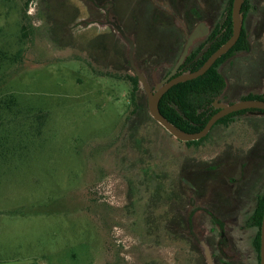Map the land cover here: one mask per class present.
Listing matches in <instances>:
<instances>
[{
  "label": "rangeland",
  "instance_id": "obj_1",
  "mask_svg": "<svg viewBox=\"0 0 264 264\" xmlns=\"http://www.w3.org/2000/svg\"><path fill=\"white\" fill-rule=\"evenodd\" d=\"M93 1L0 0V151L10 150L0 156V264H204L188 243L148 233L149 222L165 216L163 203L170 183L181 181L182 164L201 172L229 144L248 149L258 136L245 119L256 126L264 115L238 116L194 145L149 119L140 84V107L127 114L135 75L130 43L133 65L152 88L171 65L156 59L155 47L143 48L141 37L147 38L136 19L143 0ZM219 1L214 8L222 14L228 6ZM141 14L148 19L143 8ZM157 30L155 42L167 39V28ZM249 43V51L220 67L231 95L235 82L240 94L264 93V39L259 45L252 36ZM128 115L137 130L126 129ZM229 174L238 178V168ZM207 175L214 179L215 171ZM190 205L194 232L207 235L208 219L201 220L196 201ZM245 219L239 212L237 227L224 230L235 246L226 255L238 251L255 264V230L242 225Z\"/></svg>",
  "mask_w": 264,
  "mask_h": 264
},
{
  "label": "flooded vegetation",
  "instance_id": "obj_2",
  "mask_svg": "<svg viewBox=\"0 0 264 264\" xmlns=\"http://www.w3.org/2000/svg\"><path fill=\"white\" fill-rule=\"evenodd\" d=\"M150 1L151 0H143V4H142L143 10H145V7H147L150 9L151 12L153 11V4L156 3V1H154L153 4L150 3ZM213 1L218 2V0H208L207 3L206 0H169L170 4H167V7L164 8L166 11L169 12V14L166 15L164 18L168 17L166 18V20L170 21V24H172L171 29H169V34H168L169 36L167 37V39L165 38V40H160L158 42H155V38L153 37L150 38L149 41L148 39L144 41V39L141 37L142 41L145 44L144 45L145 47L143 48L145 49L149 48L151 50V48L155 47L163 55V57L159 56L160 58H162V60H164V56L166 61L167 60L166 57L171 59L174 55H178L175 58L173 64L168 60L166 61L171 65V67L168 71L165 72L164 79H162V81L158 85H160L163 81L169 80L170 78L175 77L177 75L186 72H193V71H189V69H191L192 67V64L198 58H200L220 36L221 32L217 33L211 39L208 38L211 34L212 28L216 27L217 24H221L222 21L224 20V15H226L227 13L226 6H228L229 0H222L221 2L219 1L220 3H224V4L226 3L225 4L226 8L223 10L222 14H219L220 11L218 12V8H217L218 6L214 8L215 5ZM263 1L264 0H262V2ZM156 4L159 6L158 3ZM231 7H232V3H231ZM142 8L139 9L140 14L136 15V19L138 23L143 19V16L141 14ZM205 8L208 9L206 10ZM241 14H242V27H245L247 29L248 46L246 50H239L237 52H234L232 55L228 57V59H226V61H229L235 55L241 52L249 51L251 48L249 43L250 37L255 36V39L259 45L262 43V40L264 39V6L262 9H259L257 4H253L251 0H248V7L246 8L244 13L241 11ZM255 16L256 19L253 20ZM176 17L180 18V20H178L180 21V24H178V26L181 25L183 27L182 30H180L181 27L178 26H175L176 28L174 27L175 23L173 21ZM147 18H148L147 20H151L150 16H148ZM251 21L252 23L249 30L248 24ZM261 22H263L262 31H261ZM231 24H232V19H231ZM194 30H198L197 37H195L189 44L187 55L184 57L183 61L178 65V67H175L187 43L186 40L187 38L184 39L183 33L187 32L188 33L187 36L189 37V35ZM172 31L177 32L174 38H172L174 35L173 33H171ZM231 34H232V30H231ZM199 38H203V39L197 40ZM192 45L193 47L191 48ZM202 50L204 51L199 55V53ZM262 51L264 52V50ZM194 52H196L194 58L187 61V57ZM155 54L157 58V53ZM259 57L262 59V56ZM226 61H224L219 66V70L220 67ZM129 65L133 68L130 60H129ZM135 76L137 77L136 73ZM223 76L225 77V75ZM225 80H226L225 88L220 93V95L215 98V100L212 103V106L216 109V111L213 114H215L217 111L220 110V107L217 104H231L236 101L250 99L247 98V96L250 93H247L245 95L240 94V89L243 86L241 84L236 85V82H235V86L237 87L238 91L236 92V94L231 95L230 93L231 85L228 84L226 77ZM149 86L151 90L155 89V87L152 88L150 84ZM143 94L145 95L147 102V96L145 93ZM260 94H263L264 96V93L260 92ZM256 100H261V99H256ZM249 112H254V113H249ZM248 114L264 115V110L257 108H246V109L230 112L224 115L223 117L219 118L211 126L207 134L201 137L200 139H198L199 141L197 143H191V144L199 145L205 139H208V137H210V134L217 126L220 125L228 126L229 124L234 123L236 119L239 118L238 116L248 115ZM211 116L208 118V120L211 118ZM249 117L245 119V123L247 127L252 132L255 131L258 136V138L256 137L255 141L252 143V145L248 149L244 150L238 147L234 148L233 145L229 144L227 148H225L224 150H222L221 153L216 155L215 159L211 161L212 164L206 166L205 170L201 172L194 171L195 169L193 167L194 165L191 166L192 164H189L186 161L185 164H182L179 167L178 173L179 176L181 177L180 179L181 181H179L177 184H174V182H172L169 185L168 193L165 200L166 201L165 216H163L162 220L160 219L157 220V218L156 219L151 218L150 221L151 229H153L154 231L166 230L168 233L166 234V237H169L171 241L181 240L188 243L191 250L195 252L197 255H200L199 258L201 259L202 262H203L202 257H204L205 259L204 264H208L205 254V247H207V249L209 250L213 264H247V260H245L238 251L236 252L231 251L229 255H226V250H225L228 247H231V250L235 248V246L230 245V241L228 240V238L224 237V230L228 228L227 225L237 227L238 224L237 215L239 212L242 213L243 216L245 215L246 217L244 221L245 224L242 225L252 227L255 230L251 244L255 255V264L260 263V250L259 248L257 250L255 246V236L258 230H259V238H260V227L258 228L254 224L253 211L257 206L258 199L264 195V162L262 163V165L259 166L257 165L258 159L261 158L262 160H264V122H261L260 124L261 127H263L261 130L258 129L260 125L254 126L250 124ZM257 117L259 116L257 115ZM168 134L171 135L170 133ZM171 137L174 136L171 135ZM174 139L185 144H189L188 142H191V141H181L175 137ZM192 141H197V140H192ZM236 168H238V178L233 177L231 176V174H229V171L234 172L236 171ZM210 171H215L214 179L212 177H208L207 173H210ZM195 173L199 174L198 176L200 178L199 180H196L195 175L197 174ZM196 184L198 186L197 189H195ZM216 186L218 187L217 189H215ZM219 197L223 198V202H220L218 200ZM195 201L197 202V211L201 213L200 215L201 220H204L205 218L208 219L207 229L210 232L207 235H200L199 231L198 233L194 232L195 230L194 213H193L194 211L189 209V207L191 206L190 204H194ZM251 202L253 203L250 204ZM200 225L203 226V223H201ZM259 247H260V241H259ZM248 264H251V261L248 262Z\"/></svg>",
  "mask_w": 264,
  "mask_h": 264
},
{
  "label": "trees",
  "instance_id": "obj_3",
  "mask_svg": "<svg viewBox=\"0 0 264 264\" xmlns=\"http://www.w3.org/2000/svg\"><path fill=\"white\" fill-rule=\"evenodd\" d=\"M89 1L95 3L93 0H89ZM160 1L161 2L164 1L166 4H170L169 0H160ZM207 1L208 0H206V3ZM231 3L232 0H229L228 7L226 8L227 13L226 15H224V20L222 21L221 24H217L216 27L212 28L211 34L208 38L211 39L217 33L221 32L220 36L208 48V50L192 64V67L191 69H189V71H194L197 68H199L203 64V62L207 59V57L230 37L232 30L231 16H230ZM153 5L154 7L152 12L150 11L149 8L145 7V12L149 14L151 20L146 19L143 22L142 21L139 22L140 27L142 25L140 32L142 31L143 33H141V36H143L144 38L146 37L148 41L152 37L156 38V33L158 32L157 27L161 26L167 28V30L171 29L172 27L170 21H164V19L168 18V17L166 18L164 17L168 15L169 12L166 11L165 9H162L157 4L156 5L153 4ZM247 7H248V0H244L241 11L244 13ZM208 8L205 9L207 10ZM175 26L176 24H174V27ZM262 28H263V22H261V31ZM247 46H248L247 29L245 27H242L240 37L235 43V45L228 52H226L220 58H218L216 62L203 75L185 82H180L172 86L161 97L159 101V110L161 114L171 123H173L175 126L186 132H195L200 130L205 125L208 118L216 111V109L212 106V103L215 100V98L220 95V93L223 91V89L226 86L225 77L223 76L222 72L219 70V66L224 61H226V59H228V57L232 55L234 52H237L239 50H246ZM195 55L196 52L190 54L187 57V61L194 58ZM159 56L163 57L160 51L159 53H157L156 59L158 61L159 59H161ZM177 56L178 55H174L171 59L166 57V59L173 64ZM164 61H165V56H164ZM129 80L132 83L130 99L133 104V107L130 111L127 112V114L134 115L136 114V111L140 107L136 93V91L139 89V82L135 75L129 76ZM247 98L264 100L263 94L260 93H250L247 96ZM129 115L126 117L127 120L125 126L126 129L128 131L137 130L136 121L131 120ZM149 119L159 128H161V126L157 124L150 116ZM198 141L199 140L191 141L188 143L189 144L197 143ZM2 148H1L2 150L0 151V156L5 155L7 152H10V150L9 149L7 150L4 146H2ZM156 190L157 191L155 192V197L161 193L160 188H156ZM165 203L166 201L163 204ZM263 209H264V195L258 199L257 206L253 211V221L258 228L261 225ZM150 231L151 234L155 232L153 229H148V233H150ZM160 231H163L164 232L163 234L165 236L166 234H168L166 230H160ZM255 246L258 250L259 230L257 231V234L255 236Z\"/></svg>",
  "mask_w": 264,
  "mask_h": 264
},
{
  "label": "water",
  "instance_id": "obj_4",
  "mask_svg": "<svg viewBox=\"0 0 264 264\" xmlns=\"http://www.w3.org/2000/svg\"><path fill=\"white\" fill-rule=\"evenodd\" d=\"M244 0H233L232 1V7H231V19H232V34L230 38L222 44L218 49H216L208 58L207 60L202 64L200 68L193 72H186L180 75H177L175 77L170 78L169 80L163 81L160 85H157L154 90L150 89V86L147 82L146 77L143 73H141L134 65L132 61V52L134 45L133 43H130V51H129V59L131 62V65L134 68V71L138 77V82L142 87V90L147 96V108L149 115L151 118L156 121L162 128H164L168 133L173 135L175 138L181 141H192V140H198L201 137L205 136L211 126L221 117L224 115L233 112L238 111L241 109L246 108H257V109H263L264 110V101L263 100H256V99H245L236 101L231 104H217L220 107V110L217 111L215 114L211 116V118L207 121L205 126L197 132H186L177 126H175L173 123H171L169 120H167L160 112L159 110V101L163 94L167 92L169 88L172 86L184 82L187 80H191L194 78H197L198 76L203 75L213 64L214 62L223 54H225L238 40L241 32L242 27V14H241V7ZM197 31L194 30L188 37L187 43L185 45V48L183 50V53L181 54L177 64L175 67H178V65L183 61L184 57L187 54V49L189 47V44L191 41L197 37ZM202 50L199 55L203 52ZM174 72V70H173ZM260 263L264 264V209H263V215L260 225ZM205 254L207 258L208 264H213L211 260V256L209 253V250L207 247H205Z\"/></svg>",
  "mask_w": 264,
  "mask_h": 264
}]
</instances>
